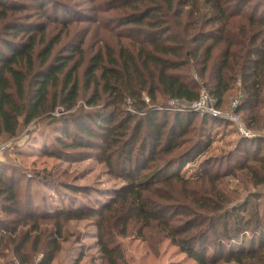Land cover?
Masks as SVG:
<instances>
[{
	"label": "trees",
	"instance_id": "trees-1",
	"mask_svg": "<svg viewBox=\"0 0 264 264\" xmlns=\"http://www.w3.org/2000/svg\"><path fill=\"white\" fill-rule=\"evenodd\" d=\"M107 1L85 0L114 14L102 27L100 17L79 18L60 1L0 0V138H14L21 121L47 120L74 144L98 149L124 184L107 204L73 198L60 207L44 197L35 207L30 186L22 196L15 175L0 174V258L11 252L20 264H53L67 224L94 221L102 264H129L118 238L130 234L153 251L169 240L197 264H264V193L241 197L226 183L243 172L264 186V155L247 147L260 138L244 137L246 159L224 173L210 160L191 177L181 169L213 144L204 130L212 118L197 127L191 107L201 96L196 75L217 110L241 81L237 113L249 128L264 126V0ZM92 40L100 47L86 64ZM170 101L190 107L168 111Z\"/></svg>",
	"mask_w": 264,
	"mask_h": 264
},
{
	"label": "rangeland",
	"instance_id": "rangeland-1",
	"mask_svg": "<svg viewBox=\"0 0 264 264\" xmlns=\"http://www.w3.org/2000/svg\"><path fill=\"white\" fill-rule=\"evenodd\" d=\"M47 1H60L64 5L70 4L71 9L76 11L79 18L84 16H89L91 19L100 17L102 27L109 26L107 22L114 15L98 14L91 10L92 6L86 4L85 0L80 3L70 0ZM103 2L99 1V5H104ZM107 2L108 4H117V0H108ZM34 11L38 13L37 8L32 6L29 13L34 15ZM41 20L35 17L34 21L41 22ZM84 27L87 26H82V28ZM60 31L59 27L55 32L50 33V38L58 35ZM107 32L101 30L102 37H106L111 43L117 42V38L110 36ZM74 33L73 30L71 37ZM83 35L84 32L80 31L75 45L80 44ZM99 47L100 44L96 45L95 40L85 44L84 59L86 64L91 57L98 53ZM193 78L201 87V96L208 94L203 87L204 81L197 75ZM209 97L212 99L211 105L207 102L206 110L197 111L200 115L196 120V126L199 127L201 124L202 116L212 118H208L209 121L204 130L207 134L212 135L213 144L203 155L195 158L194 164L186 165L184 169L181 168L186 177L197 173L200 170V164L205 160L212 161L211 169L221 173L228 170L230 166L244 161L247 153L243 152L240 145L244 137L249 139L259 137L260 141H257L254 146L251 144L247 147L252 154L261 153L264 155V126L249 128V121H246L242 113V115L237 113L240 101L244 98L241 81H238L221 109L216 110L214 99L210 95ZM188 107L190 106L186 103L170 101L168 111ZM129 108L131 110V107ZM237 114L240 118L238 121L234 120V115ZM47 122V120H39L26 126L21 121L18 133L14 138H0L1 144L6 143L11 147V149H7L8 153L0 151V174H14L22 196L25 195L26 188L30 186L35 207L42 204L44 197L48 202L60 207L75 204L73 198L88 206L96 204L95 199H99L102 205L107 204L113 199V192L124 185L123 182L109 175L107 167L99 160L100 151L98 149L74 144L72 138L64 134V128L50 126ZM242 128L246 133H242ZM242 173H237L236 176H231L226 180L231 190H236L241 197L258 192L264 193V186L256 188L253 183H248L242 177ZM68 187L77 188L78 193L72 194ZM2 209L3 206L0 203V218L5 219ZM66 229L68 241L62 244V250L53 264H102L97 244L98 230L94 221H71L67 224ZM118 242L122 246L129 264H197L169 240L164 239L157 246L156 251L150 249L148 240L144 241L134 234H130L127 238L120 237ZM40 257H36V262ZM0 264L20 263L11 252H7L4 258H0Z\"/></svg>",
	"mask_w": 264,
	"mask_h": 264
},
{
	"label": "built area",
	"instance_id": "built-area-1",
	"mask_svg": "<svg viewBox=\"0 0 264 264\" xmlns=\"http://www.w3.org/2000/svg\"><path fill=\"white\" fill-rule=\"evenodd\" d=\"M178 102V101H176ZM207 102L209 103V105H211L212 103V99L209 97L208 94H202V96L200 97V100L198 102H196L195 104L191 105V107L195 110V111H204L207 108ZM213 110V107L211 108ZM217 110V109H216ZM239 115H234V120L238 121L240 118L238 117ZM242 133H246V131H244V129H241ZM247 135V134H245ZM0 151H8L7 149H11V147L9 145H0Z\"/></svg>",
	"mask_w": 264,
	"mask_h": 264
}]
</instances>
